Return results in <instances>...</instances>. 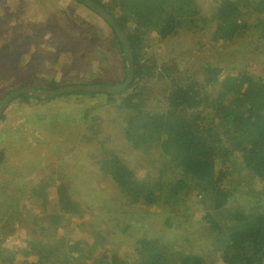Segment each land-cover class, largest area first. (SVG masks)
Wrapping results in <instances>:
<instances>
[{"label": "trees", "instance_id": "16d2710c", "mask_svg": "<svg viewBox=\"0 0 264 264\" xmlns=\"http://www.w3.org/2000/svg\"><path fill=\"white\" fill-rule=\"evenodd\" d=\"M93 1L127 35L135 81L119 94L74 92L88 97L74 106L61 105L63 96L12 101L28 111L26 123L63 141L39 140L46 148L24 143L16 159L0 149V264H264V0ZM5 7L0 17L17 21L11 35L35 42L30 64L39 62L31 74L38 84L32 87L125 82L123 44L83 0H0ZM67 18L79 23L67 33L80 27L86 37L84 45L66 41L64 60L75 53L80 73L62 82L61 71L38 60L50 61L45 40L57 37L52 23ZM12 40L0 38L2 44ZM220 45L248 65L230 62ZM112 62L121 72L111 77ZM105 64L109 71H100ZM22 70L19 61L0 63L1 104L23 87ZM90 70L97 75L82 80ZM12 131L23 135L19 127ZM16 164L38 169L17 180ZM235 167L251 176V185H230ZM84 171L95 180L94 205L77 200L63 180ZM163 209V227L150 230V219Z\"/></svg>", "mask_w": 264, "mask_h": 264}, {"label": "rangeland", "instance_id": "374dc122", "mask_svg": "<svg viewBox=\"0 0 264 264\" xmlns=\"http://www.w3.org/2000/svg\"><path fill=\"white\" fill-rule=\"evenodd\" d=\"M57 1L60 4L64 3L65 5H66V2H69V0H57ZM202 1H206V0H202ZM2 3H3V1H2ZM46 3H48V1H46ZM4 4H5V2H4ZM67 5H68V3H67ZM21 9L24 10V7H21ZM7 10H9L7 7L2 8V9H0V13L4 14V16H6L7 12H8ZM73 11H74V4L70 10V14ZM12 16L14 18L18 19L21 15L19 12H14V15H12ZM58 16H60V13H58ZM86 17H88V15ZM86 17H85V21L88 19ZM16 22L17 21L10 19L9 17H7V18L3 17V15H2V17H0V38L8 37L10 39L11 38L17 39L16 42H14L12 40V41H8L6 44H2L0 42V63H4L5 59H7V63H13V62L19 61L20 64L25 69H27V70H22L25 73H23V74L19 73L18 74V77H20L19 82H23L24 85H22L23 86L22 88L32 87V86H34V84H38V80H32L31 74L39 67V62H36L37 68L35 67V64H30V56H32L30 50L33 48L32 46L35 45V42L28 40L27 38H25L24 35H16V36L11 35L13 32L12 30L15 29L14 25ZM72 25L73 26H75V25L79 26V23H78V21L74 22L72 19L70 20L69 18H67L65 21H63L61 23H57V22L52 23V26L54 28H57V31H58L57 37L53 34V36H51L45 40V41H47L48 39H50V40H48V42H50L49 49H51V53L53 54L52 58L50 59V61H47L45 58H41L38 60V61H40V67H42V68H53V67H55L58 72L61 71L60 74H58V75L61 77L62 82H65V80H68L69 78L74 77L80 73L78 71V69L74 67V63L77 59L75 53L70 54L68 60H64L63 47H65L66 41L73 40V41H76L78 43L80 42L81 45L85 44L84 40H85L86 36L84 35V33L80 27H75L73 32H70V34L67 33L70 30ZM51 31L53 33L56 32V30H54V29H51ZM122 31H124V30L122 29ZM32 32H33V36H35L36 32L34 30H32ZM61 32H63V35H59ZM65 34H68V35H65ZM116 35L118 38H120L117 31H116ZM33 40H36V37ZM73 46H74V44H73ZM220 46L225 48L224 45H220ZM3 50H6L11 54H8L6 52L3 54L4 56H1V53ZM225 50H226V48H225ZM228 50H226V52H227V54H230L229 58H228V60L230 62L241 63L242 66L248 65L247 61L245 60V57H240L235 52L228 53ZM12 51L15 53H12ZM76 51H77V46L75 47V52ZM38 53H39V49H37V50L35 49V54L38 55ZM5 57H7V58H5ZM95 58L97 59V57H95ZM113 65H114V68H113ZM109 66H110V70H111V77L114 76L115 74H119L121 72L120 69L119 70L117 69L118 68V62H115L114 64L112 62L111 64H109ZM28 69H31V70H28ZM100 71H109L108 65L107 64L101 65ZM126 71H127V69H126ZM246 71L247 70L245 69V72ZM95 74L97 75L96 72L90 70L89 72H86L85 74H81L80 78L83 80L82 77H84L86 80H89L92 76H95ZM54 75H56V74H54ZM52 76H53V74L50 75V77H52ZM5 82L10 83L11 80L10 79L8 80V78H6ZM85 83H86V81H81L79 83H75V84L70 85V87H74V86H78V85L85 86L86 85ZM40 84H42V82ZM35 87L39 88L40 86L35 85ZM62 96L63 97H61L59 99V102L63 106H69V105L72 106L73 103H74V105L75 104H83V103H87V100H88V97H86L85 95H80V94H71V95H62ZM54 98H56V97H54ZM54 98L51 99L52 102H55ZM159 100L160 99L158 98L156 101L158 102ZM0 101H1V97H0ZM104 103L105 102H102L101 105ZM0 105H1V103H0ZM43 105H49V104L44 103ZM27 114H28L27 110H25L23 108H18L15 102H11V104L7 107V109L4 111V113L2 115L3 120H1V122H0V149H4L7 152L8 159L19 158L18 152H19L20 147L24 146V143L29 142L33 146H35V148H38V146H42V147L46 148V145L48 143L45 144L43 142H39V140H48L47 142H49V144L55 143L58 145H60L63 141V139L61 140L59 137H56V139H58V140L55 141L48 132L43 131V129L39 128L38 126H34L32 123H26L27 122ZM18 127L20 128V130H23L22 136L17 135L15 133H13V131H12V130H16V128H18ZM34 128L36 130H33ZM16 145H18L17 148H14ZM28 145L29 144H25V146H28ZM61 168L65 171V173L67 172L65 165L61 166ZM240 168L241 167H235V175L231 178L232 183L230 181V185L234 184L236 180H241V181H244L245 183H247L248 185H251V182H252L251 176L249 174L247 175L245 173V171L244 172L239 171ZM37 169H38V166H35V165H30L28 167H25L22 164H16L13 167L14 171H18V172H15V174H14V176L17 180H25L27 177L25 173H27L29 175V173H35V171ZM23 172H25V173H23ZM4 176L5 175L2 172H0V181L4 178ZM63 180H64V182H66L67 186H70L73 188V192L77 193L76 194L77 200H81L84 198L82 200V202H85V203L91 202V204H93V205L97 203V201L94 198H89V197H94L93 196V190H94V182H95L94 178L92 176H90V171L82 172V174L77 179H74V176H70L68 178H64ZM76 181L78 183H75ZM253 183L256 184L254 181H253ZM235 186H233L234 191L236 189ZM258 200H260V199L257 198V202H258ZM247 204H248L249 208L253 205L251 202H246L244 205H247ZM262 207H264V203L262 204ZM166 213H167L166 210L163 209L158 214H156L157 216L150 219L149 229L150 230L154 229L158 225H159V227H163V224L166 221ZM247 226H248V223H244L243 228L246 229ZM163 230H164V232H170L171 231V229L166 228L165 225H164ZM180 235H181L180 232L173 231V233L171 234V238L172 239H175V238L178 239ZM20 243H21V240H18L17 244H15V245L13 244L15 250H17L19 248ZM119 244L122 248H124V249L126 248L125 242L120 241ZM114 245H115V243H114ZM186 248L188 249V247H186ZM210 257L212 258L211 260H214L216 262L215 258H213L211 255H210ZM81 258H82V256L79 257V260H81Z\"/></svg>", "mask_w": 264, "mask_h": 264}, {"label": "water", "instance_id": "95a60500", "mask_svg": "<svg viewBox=\"0 0 264 264\" xmlns=\"http://www.w3.org/2000/svg\"><path fill=\"white\" fill-rule=\"evenodd\" d=\"M87 5L91 7L93 11H96L101 14V16L107 20L110 24H112L115 31L118 32L120 38V42L124 46L125 50V62H126V69L128 73L127 80L124 84H120L118 86H111V85H91V86H83L78 85L74 87H64L57 90H46V89H37L34 87H24L20 88L11 94H9L5 100L0 105V119L7 109V107L11 104V102L22 95H28L29 97L39 98L41 100L47 101L54 97H60L63 94H73L74 92H91V93H104V92H111L114 94H119L127 90L135 79V64L133 59V51L131 43L128 37L124 34L121 27L116 23L114 18L99 4L94 2L93 0H83Z\"/></svg>", "mask_w": 264, "mask_h": 264}, {"label": "clouds", "instance_id": "9594fccd", "mask_svg": "<svg viewBox=\"0 0 264 264\" xmlns=\"http://www.w3.org/2000/svg\"><path fill=\"white\" fill-rule=\"evenodd\" d=\"M134 64H135V63H134ZM135 76H136V68H135ZM127 77H128V73H127ZM127 77H126V79H125V82H126V80H127ZM134 81H135V79H134ZM134 81H133V83H134ZM125 82H124V83H125ZM124 83H122V84H124ZM133 83H132V84H133ZM132 84H131V86H132ZM103 85H110V84H103ZM111 86H112V85H111ZM131 86H130V87H131ZM130 87H129V88H130ZM129 88H128V89H129ZM128 89H127V90H128ZM80 256H82V255H80ZM80 256L77 257L78 260H79V257H80Z\"/></svg>", "mask_w": 264, "mask_h": 264}, {"label": "crops", "instance_id": "0c3cea01", "mask_svg": "<svg viewBox=\"0 0 264 264\" xmlns=\"http://www.w3.org/2000/svg\"><path fill=\"white\" fill-rule=\"evenodd\" d=\"M72 106H74V103L72 104Z\"/></svg>", "mask_w": 264, "mask_h": 264}, {"label": "flooded vegetation", "instance_id": "af4514ba", "mask_svg": "<svg viewBox=\"0 0 264 264\" xmlns=\"http://www.w3.org/2000/svg\"><path fill=\"white\" fill-rule=\"evenodd\" d=\"M116 21V20H115ZM117 22V21H116Z\"/></svg>", "mask_w": 264, "mask_h": 264}]
</instances>
